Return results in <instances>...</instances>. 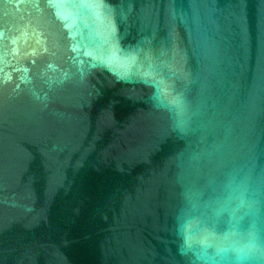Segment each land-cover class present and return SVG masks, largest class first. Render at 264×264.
Masks as SVG:
<instances>
[{"label": "water", "instance_id": "95a60500", "mask_svg": "<svg viewBox=\"0 0 264 264\" xmlns=\"http://www.w3.org/2000/svg\"><path fill=\"white\" fill-rule=\"evenodd\" d=\"M228 177L264 220V0H0V264H190Z\"/></svg>", "mask_w": 264, "mask_h": 264}, {"label": "clouds", "instance_id": "9594fccd", "mask_svg": "<svg viewBox=\"0 0 264 264\" xmlns=\"http://www.w3.org/2000/svg\"><path fill=\"white\" fill-rule=\"evenodd\" d=\"M152 100L170 114L177 132H187L193 113L182 93L157 88ZM224 187L227 196L214 203L211 218L204 213L194 216L191 208L177 216L178 253L188 257L190 264H264V220L260 217L259 201L245 199L244 180L228 177ZM185 199L190 197L186 194ZM222 217L226 218V227L216 231V221Z\"/></svg>", "mask_w": 264, "mask_h": 264}]
</instances>
